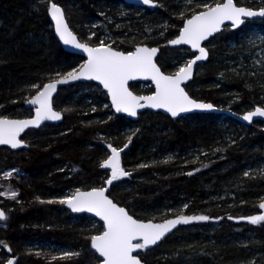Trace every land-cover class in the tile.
Instances as JSON below:
<instances>
[{"label": "trees", "instance_id": "16d2710c", "mask_svg": "<svg viewBox=\"0 0 264 264\" xmlns=\"http://www.w3.org/2000/svg\"><path fill=\"white\" fill-rule=\"evenodd\" d=\"M51 1L63 6L72 29L90 45L97 46L100 35L107 33L116 38L113 48L130 52L136 46L127 39L137 34L138 45L160 47L157 62L168 74L194 56L185 47L170 48L168 42L186 19L203 10L196 6L200 0H154L156 9L140 8L134 16H130L134 6L125 0H0V117H30L32 111L25 104L38 91L32 85L58 79L57 73L64 75L84 63L83 57L66 52L56 38L48 15ZM235 1L249 8L264 5V0ZM183 7L185 13H180ZM160 19L169 24L163 35L145 37L161 29ZM93 21H98L101 32L89 38L86 25ZM253 27L264 34V18L237 30L227 26L208 42L209 59L186 86L190 95L237 114L264 104V70L250 64L248 54L253 50L239 42L241 33ZM143 85L132 83L130 88L143 94ZM146 85L145 93H153V87ZM53 105L64 114L61 123L27 131L22 136L27 149L0 147V175L8 168L23 174L12 180L19 196L5 201L8 226L0 230V241L11 249V257H18L17 264L100 261L90 237L100 234L103 224L97 221L99 226L91 230L85 225L90 216H75L58 202L40 201H56L51 198L75 187H99L107 173L100 164L108 155L101 141L124 147L130 134L122 166L131 172V180L111 186L110 196L140 220L209 217L181 224L157 247L140 254L144 263L264 264V222L253 225L246 219L259 214L264 201V176L249 174L264 164L262 122L246 126L219 114L173 120L150 111L132 121L116 115L107 93L93 82L61 88ZM232 127L234 131L229 130ZM130 129L134 130L130 133ZM196 155L199 161L193 163L190 159ZM167 207L176 210L161 216L159 211ZM35 242L73 244L82 251L48 262L47 253L33 252Z\"/></svg>", "mask_w": 264, "mask_h": 264}, {"label": "snow or ice", "instance_id": "6c2138e0", "mask_svg": "<svg viewBox=\"0 0 264 264\" xmlns=\"http://www.w3.org/2000/svg\"><path fill=\"white\" fill-rule=\"evenodd\" d=\"M144 5L155 6L154 0H140ZM192 3L193 0H188ZM205 10L193 14L186 20L177 39L169 43L173 45L187 44L193 49L199 50V55L190 60L185 66L171 76L163 75L160 69L153 62V57L157 53L156 48L137 47L135 51L127 54L115 51L111 45H106L103 40L97 46H89L87 43L77 41L75 35L69 30L65 22L64 12L57 4L51 3L48 12L55 21L56 32L65 45H71L76 49H81L88 54L87 62L78 69L70 71L64 75H57L59 79L50 80L45 84L32 85L38 89L31 99L27 100L30 105H37L34 119L10 120L0 118V145H10L16 149L22 146V141L18 139L21 132L29 127H40L46 120H60L61 113L52 108L51 99L56 92L57 86L66 84L70 80H96L107 89L112 98V105L117 112H126L130 116H135L137 108H163L171 113L173 117L180 113L190 112L193 109L207 110L212 109L213 105L200 103L192 100L186 94L181 84L192 76L193 65L197 61L205 60L207 52L201 47V41L221 30L224 21H231L233 27H239L245 23L242 17H264V8L251 10L244 7H238L234 0H218L212 5H196ZM94 35V34H92ZM91 38V36L89 37ZM141 77L145 80L151 79L156 85V92L152 96H134L127 88L129 80H135ZM144 101L145 103H141ZM253 117H264V109L257 107L243 116L245 121L251 122ZM131 137H129V142ZM111 155L101 164V168L110 169L111 175L105 183L112 185L124 176L130 175L120 166V152L123 148L117 149L111 144L108 145ZM128 145L125 144L124 148ZM146 167V165H140ZM191 175L192 173H188ZM247 175V173H245ZM5 178L10 177L11 173H5ZM107 188H94L91 191L82 192L79 189L69 198L59 201H43L40 203H55L67 205L74 213L89 212L94 213L104 221L105 230L102 234L90 237V246L95 253L99 254L103 260L100 264H142L139 255H134L139 251H146L151 246L157 245L165 235L172 231L177 225L189 224L193 220L206 221L207 216H184L180 215L176 219L166 220L164 223L154 224L144 223L134 219L128 212L117 206L109 199L105 192ZM5 195V193H0ZM8 198L15 199L18 195L16 191L7 194ZM39 199V198H37ZM186 207V206H185ZM264 209V203L259 205ZM6 214L0 210V221L6 220ZM229 219H232L229 217ZM251 224L257 225L264 221V214H258L246 218ZM3 242L0 241V245ZM7 247V245H4ZM11 251V249H9ZM39 255V253H37ZM76 255L79 253H64V256ZM55 259V257H53ZM8 264H13L12 260Z\"/></svg>", "mask_w": 264, "mask_h": 264}, {"label": "rangeland", "instance_id": "374dc122", "mask_svg": "<svg viewBox=\"0 0 264 264\" xmlns=\"http://www.w3.org/2000/svg\"><path fill=\"white\" fill-rule=\"evenodd\" d=\"M216 2H218V0H200L199 1V5L208 4V5L214 6V4ZM158 5L162 6V4H160V3H158ZM257 7H254V8L255 9L264 8V5H258ZM140 8H142V7H134V9H133L132 13L130 14V16L139 15L141 13L140 12V10H141ZM121 9H123V11H125L123 7ZM184 10H185V7H183L180 10V13L181 12L183 13ZM187 10H188V7H187ZM203 10H205V9L203 8ZM123 15H126V13H124ZM158 24L161 26V29H159L158 31H154L150 36H145V37L151 38L152 36H155V37L156 36L157 37L162 36L164 31L168 28L169 24H168L167 20H165V19H160ZM86 26L88 27V29H87L88 36H94V35L99 34L101 32V29L99 28L98 21L97 22L96 21L89 22V23H87ZM92 34H94V35H92ZM137 36H138L137 34H131V36H129V38L127 40L128 41H132V44H134V46H137L139 44V42L136 41L138 39ZM123 37L124 36H122V38ZM99 39H100V41L103 40L106 45H111V46L116 42V38L114 36H111L110 34H107V33H102L100 35ZM124 39L126 40L125 37H124ZM100 41H99V43H100ZM239 42H240L241 45H244L245 47H247V49L253 50V51H250L249 54H248L249 55L248 59L250 61V64L255 66L259 70H262V69L264 70V34H262L258 30V28L253 27L252 29L250 28V30H248L247 32H242L241 33V36L239 38ZM191 58L192 57H188L187 60L180 65V67L185 66L191 60ZM179 68H178V70H179ZM142 88H143V91H144L143 94H146L145 92L147 91L148 86L146 84H144L142 86ZM147 94H151V93H147ZM260 106L264 107V104H262ZM254 107H256V106H252L251 109H253ZM222 123L228 124L225 121H223ZM262 126L264 128V123H262ZM133 130L134 129H130L129 132L131 133ZM229 130L234 131V128L232 127V129H229ZM131 136L132 135L130 134V135H127L124 138L125 141H126L125 144H127L128 146L130 145L129 137H131ZM101 142L104 144V146L107 149V153H108L107 157H108L109 154H110V148L108 147V145L109 144L112 145V143H109L108 141H101ZM113 147H116L117 149L123 148V150H126L128 148V147L127 148L120 147V145H116V146H113ZM120 153H121V157H120L121 167L124 169V167L122 166V152H120ZM193 157H191L190 160L193 161V163H195V162L199 161L198 159H199L200 155H196L195 158H193ZM190 160H185V162H188ZM106 171H107L106 177L104 178L103 183L99 187H104L105 184H106L105 181L110 176L111 170L110 169H106ZM126 172H128V171H126ZM5 173H11L12 175L10 177H8V178H5V175H4ZM129 173H130V175L124 176L121 179H119L117 181H114L111 186H113L115 184H124V183L129 182L131 180V175H132L131 172H129ZM249 174H252V175H255V176H258V177L264 176V164L259 168V170H257L256 168L255 169H250V173ZM21 175H23V174L20 171V169H16V168H8V169L4 170L1 173V175H0V193H5V195H0V208L5 210V214H6V217H7L6 220L0 221V230L3 229V228L5 229L8 226L9 214H8V211H7L6 207L4 208V206L6 205L5 201H7V200L16 201L18 196H19V191L16 190V188H14L12 180L17 179ZM124 185H126V184H124ZM77 189L80 190V189H83V188L82 187H75V188H72V189H68L65 192H63L60 196H56V197H53L51 199L59 201L60 199L69 198L76 192ZM13 190L16 191L18 193V195H17V197L15 199H10V198H8L7 194L10 193ZM262 203H264V201H262ZM60 207L61 208H65V205L60 204ZM182 208L184 209L185 205ZM175 210H176L175 208L167 207V208H162L159 212H160L161 216H166L167 217L170 213L172 214ZM260 210H261V212L259 214H264V209H260ZM171 218H174V217H171ZM171 218L167 217L164 220H160L159 222H164L165 220H168V219H171ZM72 222H76L75 218H72ZM263 222L264 221L260 222L258 225H260ZM85 225H87L86 227H88L89 229L93 230L97 226H99V222H97L96 219L90 217V219L87 221V223ZM103 229H102L101 232H103ZM49 244H50L49 242H35L33 244V247H32L33 252L34 253H39V256H41L42 253H47V255H49L50 257L46 258V257H44L45 255L42 256V257L46 258L48 260V262H53L56 258H68V257H71V256H76V255L64 256V253H79L80 254L81 251H82L80 248L74 246L73 244H67V243H65V244L64 243L63 244H53L52 243V245H49ZM2 250L5 251L4 254H1ZM12 255H13V253L11 251H9V249H7L4 246V244H3V246H0V264H6L11 259L10 257ZM53 257H55V259H53Z\"/></svg>", "mask_w": 264, "mask_h": 264}, {"label": "water", "instance_id": "95a60500", "mask_svg": "<svg viewBox=\"0 0 264 264\" xmlns=\"http://www.w3.org/2000/svg\"><path fill=\"white\" fill-rule=\"evenodd\" d=\"M125 1H126V3H127L128 5H131V6H134V7L148 8V9H151V10H152V9H155V8H156V5H157V3H156L155 1H154L155 6L144 5V4H142V3L140 2V0H125ZM52 2H54L55 4H57V5H58L59 7H61V9L63 10V12H64V16H65V22L67 23L68 28H69V30L72 32V34L76 36L77 41H78V42H81V43H86V42L81 41V39L79 38V36L75 33V31H74V30L72 29V27L70 26V24H69V22H68V20H67L66 13H65V10H64L63 6H61L59 3L55 2V1H51L50 4H49V7L51 6V3H52ZM234 3H235L238 7H244V8L251 9V10H259V9H254V8H249V7H246V6L238 5V4L236 3L235 0H234ZM49 7H48V9H49ZM202 11H204V10H202ZM200 12H201V11H200ZM197 13H199V12H197ZM197 13H195V14H197ZM48 15H49V18H50L51 23H52V25H53V29H54V32H55V36H56V38L58 39V41L60 42V44H61V46L63 47V49H64L66 52H68V53L76 54V55H80L81 57L84 58V63H86V62H87V59H88V54H87L86 52H84L83 50H81V49H76V48L72 47L71 45H65V44L63 43V41L60 40V38H59V36H58V34H57V32H56L55 21L52 20V18H51V16H50L49 12H48ZM191 17H192V16H191ZM191 17H190V18H191ZM190 18H188V19H190ZM263 18H264V17H260V16H254V17H242V19L245 21V23L241 24L239 27H233L232 24H231V21H224V23L221 25V30H220L219 32L214 33L212 36L208 37L207 40L201 41V47H204L205 50H206V52H207V54H208V55H207V58H206L205 60L197 61L196 64L193 65L191 79H189V80L183 82V83L181 84V87L184 88V90H185L186 94L189 96V98H191L192 100H194V101H196V102L206 103V104H211V105H213V108H212V109H207V110L193 109V110L190 111V112L180 113L178 116L173 117V116L171 115V113L167 112V111H166L165 109H163V108H151V107H145V108H137V110H136V113H137V114H136L135 116H130V115H128L126 112H117V111H116L115 107L112 105V98H111L110 94L108 93L107 89H105V88L103 87V85L99 83V81H96V80H86V79H83V78L80 79V80H75V81L70 80V81H69L68 83H66V84H60V85H58V86H57V90H56V92L53 93V95H52V99H51L52 108H53L54 111L61 113V117H62V118H61L60 120H46V121H43V122L41 123L40 127H38V128H36V127H29V128H27V129H25L23 132L20 133V135H19V137H18V139L22 141V146H20V147H18V148H16V149L11 148L10 145H0V147H7V148H9V149L12 150V151H16V150H20V149H27V148L29 147V145L26 143V141H24V140L22 139V136H24V134H25L27 131H29V130H31V129H40V128H42V127H43L44 125H46V124H59V123H61V122L63 121V119H64V114H63L62 112H60V111H58V110H56V109L54 108L53 101H54L55 97L58 95L59 90H60L61 88H63V87H67V86H70V85H73V84H76V83H79V82H82V83H86V82H93V83H96V84H97V85H98V86H99L104 92L107 93L108 98H109V102H110V104H111L112 111H113L116 115L124 116V117H126V118H128V119H131L132 121H138V119H139L141 113H143V112H145V111H150V112H153V113H162V114H164V115H166V116H169V117H170L171 119H173V120L180 119V118H182V117H185V116H188V115H192V114H219V115L230 116V117L236 119L237 121L241 122L242 124H244V125H246V126H251V125H253L256 121L264 122V117H253V119H252L251 122H249V121H245V120L243 119V116H244V115H246L247 113H249V112H251V111H254L257 107L254 108V109H252V110H249V111L246 112V113H243V114H237V113H235L234 111H232L231 109H227V108H222V107L216 106V105H215L214 103H212V102H206V101H203V100L196 99V98H194L192 95H190V93H189V92L187 91V89H186V86L189 85L190 83H192V81H193V79H194V77H195V75H196V72L198 71V68H199L202 64H204V63H206V62L208 61V59H209V50H208L207 44H208V42H209L213 37H215L216 35L220 34V33H221V32H222L227 26L231 27L232 30H237V29H240L241 27L245 26V25L247 24L248 21H253V20L263 19ZM186 20H187V19H186ZM186 20L184 21V24L186 23ZM184 24H183V26H184ZM182 28H183V27H182ZM182 28H181V29H182ZM181 29H180V30H181ZM179 34H180V31H179L178 35H177L175 38L171 39V40L177 39L178 36H179ZM171 40H170V41H171ZM170 41H169V42H170ZM169 42H168V46H169L170 48L185 47V48L189 49L192 53L195 54L194 57H193L192 59H194L195 56L199 55V50H198V49H193V48L191 47V45H187V44L173 45V44H171V43H169ZM87 44H88V43H87ZM88 45H89V46H94V45H90V44H88ZM137 47L156 48V49H157V53H156V55L153 57V62H154V63L156 64V66L160 69L161 73H162L163 75H166V76H171V75H174V74H175V73H174V74H168V73L164 72L163 69L161 68V66L158 64L157 59H158V57H159V55H160V53H161V49H160V47H158V46H149V45H146V44H141V45H137V46H136L132 51H130V52L135 51V49H136ZM112 49L115 50V51H119V52L125 53V54L129 53V52H125V51H123V50H119V49L113 48V47H112ZM192 59H191V60H192ZM58 79H59V78H58ZM132 83H150V84L153 86L154 92L151 93V94H137V93H135V92L130 88V84H132ZM127 88H128V90H129L134 96H152V95H154L155 92H156V85H155V83H154L151 79H147V80H145V79H143V78H141V77H138V78L135 79V80H129L128 83H127ZM141 103H145V102H144V101H141ZM25 107H26L27 109H31V110H32V115H31L30 117H26V118L0 117V118H7V119H10V120H26V119H34L35 116H36L35 109H36V107H38V106H37V105H30L29 103L26 102ZM258 107L261 108V109H264V107H260V106H258ZM110 155H111V150H110ZM110 155H109V156H110ZM119 161H120V157H119ZM120 166H121V163H120ZM110 175H111V174H110ZM113 182H114V181H113ZM110 187H111V185H107V184L103 187V188H107V191L105 192V195H106L109 199H111L115 204H117V206L124 208V209L128 212V214L131 215L134 219H136V220H138V221H140V222H144V223L151 222V223H154V224H160V223H164V222L166 221V220H165L164 222H159V221H154V220H140V219L134 217L132 214H130V212L128 211L127 208H125L124 206H121L120 204H118V203H117V202H116V201L110 196V194H109V189H110ZM99 188H101V187H99ZM92 189H94V188L80 189V191H82V192H87V191H91ZM65 207H66V209H67L72 215L78 216V215H83V214H85V215L91 216V217H93V218L99 220V221L103 224V226H104V221L101 220L100 217L96 216L94 213H89V212H79V213H74V212L71 211L70 208L67 207V205H65ZM0 210L4 211L2 208H0ZM4 212H5V211H4ZM176 218H177V217H174V218H171V219H176ZM168 220H169V219H168ZM180 225H181V224H180ZM180 225H177L174 229H172L171 232L167 233V234L165 235V237H164L161 241L158 242L157 245L151 246L148 250H152V249H154L155 247H157V246H158V245H159V244H160V243H161L166 237H168L169 235H171V234H172V233H173V232H174V231H175ZM104 230H105V228H104ZM100 234H102V233H100ZM98 235H99V234H98ZM93 251H94V250H93ZM94 252H95V251H94ZM141 252H142V251H139V250H138V253H134V255H137V254H138V255H139V258L141 259V257H140V253H141ZM96 254H97L98 257H99V254H98V253H96ZM99 258L101 259V261L103 260L102 257H99ZM10 260L13 261V264H17L18 257H12ZM101 261H100V262H101ZM141 261H142V264H146V263H144V261H143L142 259H141ZM100 262H98L97 264H100ZM6 264H8V262H7Z\"/></svg>", "mask_w": 264, "mask_h": 264}, {"label": "flooded vegetation", "instance_id": "af4514ba", "mask_svg": "<svg viewBox=\"0 0 264 264\" xmlns=\"http://www.w3.org/2000/svg\"><path fill=\"white\" fill-rule=\"evenodd\" d=\"M256 107H258V106H256ZM256 107H254V108H256ZM260 107H261V106H260ZM254 108H253V109H254ZM251 110H252V109H251ZM247 112H248V111H247ZM245 113H246V112H245ZM224 116H226V115H224ZM257 122H260V121H256L255 123H257ZM262 123H264V122H262Z\"/></svg>", "mask_w": 264, "mask_h": 264}, {"label": "bare ground", "instance_id": "6f19581e", "mask_svg": "<svg viewBox=\"0 0 264 264\" xmlns=\"http://www.w3.org/2000/svg\"><path fill=\"white\" fill-rule=\"evenodd\" d=\"M176 21V20H175Z\"/></svg>", "mask_w": 264, "mask_h": 264}]
</instances>
